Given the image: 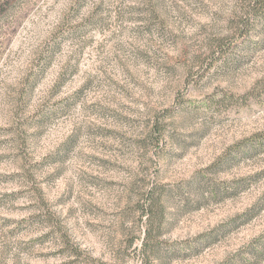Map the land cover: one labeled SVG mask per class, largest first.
<instances>
[{
    "label": "rangeland",
    "instance_id": "1",
    "mask_svg": "<svg viewBox=\"0 0 264 264\" xmlns=\"http://www.w3.org/2000/svg\"><path fill=\"white\" fill-rule=\"evenodd\" d=\"M245 4L0 0V264H143L138 199L154 187L170 194V225L167 257L150 264L252 259L264 238V27L226 47ZM185 242L195 250L179 252Z\"/></svg>",
    "mask_w": 264,
    "mask_h": 264
},
{
    "label": "trees",
    "instance_id": "2",
    "mask_svg": "<svg viewBox=\"0 0 264 264\" xmlns=\"http://www.w3.org/2000/svg\"><path fill=\"white\" fill-rule=\"evenodd\" d=\"M245 1H246L245 5L247 6L244 8V13L240 20L241 24L239 26V30H238L239 32L237 34V38L232 43L226 45V47L228 46L227 49L228 53H230L234 47L244 44L245 39L248 38L249 34H251V32L257 26L262 25L264 27V0H245ZM227 52L224 54H227ZM45 54L46 57L40 56L41 58L39 59L40 60L44 59L43 63L47 64L46 62L49 59V54H52V51L51 50L46 51ZM36 79H37L36 73L35 74L32 73L30 74L29 78L25 80L24 85L22 86L23 88H21L20 91L18 92L17 106L22 105L20 107H23V105H25L23 99H25L27 95L30 93L29 87L33 86L36 83ZM160 131H158V129H153L151 132L152 136L154 135L157 137L155 139L156 146L159 143L158 140L160 139V137H162L161 136L162 131L161 132ZM257 141L259 142V144L264 143V135H260V138ZM254 149H255V145H253L251 142L250 143L247 142L243 144L241 143L240 145V151L244 156L249 155ZM232 160L233 159H230V161ZM230 161L227 162L230 163ZM227 162L225 163L227 164ZM32 177L33 176H29L27 178L31 179ZM218 190H219V186L213 185L212 194H216ZM169 197L170 194L168 192L165 191L163 192V190L158 192L157 187L156 188L154 187L145 190L143 192V195L140 197V199H138V209L140 210V215H141L139 219L141 220L142 223L141 228H143L144 238L141 240L139 249L137 251V255L141 258L143 264H150V260L158 259L160 256L162 259L163 257H167V255L164 256L161 250L163 245L161 238L170 225L168 218L169 216L167 212L168 203L170 201ZM246 215L247 213H244L239 217L233 219L232 223L229 224V227H232L235 225L236 222L241 221L244 218H247ZM213 239H214L213 234L203 237V240L205 241L206 240L212 241ZM132 244L133 241L129 243V245ZM171 246L172 245H169V247ZM180 246L181 249L179 250V252L182 253L188 250H191V252L195 250L194 246L188 244L187 242H185L183 245ZM173 254H175V252H173ZM247 254L251 255L252 259L247 260L242 255L241 257H239L240 261H244L247 264H254L255 262L257 263L258 261H260V259L264 257V238L259 239V241H255V244L251 245L250 248L247 250ZM226 264H232V263L230 262Z\"/></svg>",
    "mask_w": 264,
    "mask_h": 264
}]
</instances>
